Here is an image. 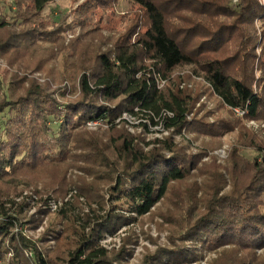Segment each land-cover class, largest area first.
I'll return each instance as SVG.
<instances>
[{
	"label": "trees",
	"instance_id": "trees-1",
	"mask_svg": "<svg viewBox=\"0 0 264 264\" xmlns=\"http://www.w3.org/2000/svg\"><path fill=\"white\" fill-rule=\"evenodd\" d=\"M4 1L0 0V57L16 53L21 56L22 50L28 52L27 48L34 44L63 45L60 34L58 37V33L51 30L41 42L33 39L31 28L3 35L7 29L29 23L55 0H12L14 7L11 2L6 6ZM192 1L201 4L200 0H132L138 11V22L134 24L136 30L121 36L106 51L96 53L93 67L79 74V91L75 98L59 100L32 81L21 88L24 90L21 95L15 97L13 93L8 99L0 101V114L6 113L0 124V180L19 175L20 170L33 169L42 160L62 164L70 157L73 165L80 170L86 169L96 179L99 177L107 182L109 192L105 201L109 205L106 215L95 214L87 218L85 226L91 224L90 231L87 234L79 231L75 246L59 261L50 258L33 241L14 235L15 217L6 211L5 201L0 198V259L7 252L4 242L13 250L5 264H112L107 250L99 243L105 233L113 234L118 227L149 214L167 195L172 183L189 177L194 156L181 155L178 143L170 136L156 138L150 142L151 148L144 150L124 129H115L116 121L121 120L123 114L141 113L152 125L161 123L164 130L172 129L176 134L187 130L214 134L233 129L227 124L230 121L222 118H217L215 123L206 121V115L188 119L194 96L177 85L158 88L160 75L166 78L175 70L186 67L199 70V75L209 85L207 89L231 114L236 115L232 108L238 107L244 111L241 118L245 121L264 118V40L260 42L261 53L258 56L254 27L255 19H264V7L259 6L256 0H239L229 27L218 29L215 31L217 34L213 33L210 38L213 43L220 41L222 35L225 38L233 28H238L239 20V26L246 32V42L243 43L248 48V54L246 58L241 46L236 49L241 70L233 72L235 68L231 67L227 56H216V51L205 42L202 45V41L196 44L188 41L187 35L192 26L173 25L172 21H184L182 13L186 10L190 13L201 9L205 14L210 12L207 7V10L201 8L203 4L199 8ZM3 5L11 15L3 12ZM89 6L92 3L86 5ZM77 17L81 23H87L86 15ZM86 32L84 30L75 36L69 46L75 51L80 49L89 38ZM238 33L244 34L241 31ZM132 34L134 38L130 40ZM239 38L242 41L241 35ZM93 42L90 39L89 45ZM209 52L212 57L208 59L204 55ZM9 62L13 63L11 59ZM256 72L260 73L258 81H255ZM20 78L23 77L13 73V84H22L18 81ZM9 88L11 90L12 85ZM60 96L64 98L66 95L62 91ZM165 111L171 112L172 116L164 115ZM92 121L112 126L107 142L84 131V124ZM258 149L264 148L259 146ZM234 154L239 156L236 152ZM240 158L244 163L235 157L230 169L235 171L243 167L242 171L247 173L244 181L236 184L234 177L231 188L226 192H223L224 185L220 183L215 190H207L205 195H208L211 204L206 206V211L192 217L190 226H182L178 236L182 243L230 245L245 255L233 261L255 264L258 259L255 251L264 248V201L258 200L264 196V158L262 162L255 158L253 162ZM192 198L194 195L188 200ZM101 199L97 202L103 207L104 200ZM196 202L197 198L194 199ZM61 237V231L51 227L42 239L57 241ZM26 247L31 253L29 258L24 257ZM125 253L123 245L114 261L121 262ZM178 254L171 259H178ZM168 255L170 253L165 250H159L148 254L143 264H156L157 260Z\"/></svg>",
	"mask_w": 264,
	"mask_h": 264
},
{
	"label": "rangeland",
	"instance_id": "rangeland-1",
	"mask_svg": "<svg viewBox=\"0 0 264 264\" xmlns=\"http://www.w3.org/2000/svg\"><path fill=\"white\" fill-rule=\"evenodd\" d=\"M10 2L14 7L12 0L4 1L6 6ZM200 2L203 6L192 1L199 8L201 6L204 10L208 8L209 13L205 14L202 9L195 13L186 10L182 13L184 21H172L173 25L192 26V31L187 35L188 41H192L193 44L202 41V45L205 42L216 51V56L228 57L231 67L235 68L232 69L233 72L236 69L241 70L238 60L240 57L237 58L236 49L241 46L247 58L248 48L243 43L246 42V32L239 26V20L236 25L238 28H233L225 38L223 37L225 35H222L220 41L214 43L210 39L217 34L215 31L218 29L229 27L239 0H200ZM256 2L264 7V0H256ZM91 3L92 6L86 7ZM3 12L12 14L4 5ZM80 14L87 16V23H81L77 17ZM136 14L138 11L132 0H55L29 23L24 25L21 23L18 27L14 26V29L3 31V35L7 36L11 32L31 28L34 32L33 39L41 42L51 30L58 33V37L60 34L63 45L34 44L27 48L28 52L22 50L21 56L16 53L5 58L0 57V101L8 99L13 93L15 97L21 95L24 93L21 88L28 86L32 81L43 86L59 100L75 98L79 91L77 79L80 72L93 67L98 51H106L121 36H127L128 32L132 33L136 30L134 25L138 22ZM254 27L255 52L259 56L260 42L264 40V19H255ZM84 30L87 31L85 34L89 38L80 49L75 51L69 43ZM239 31L244 34L238 33ZM133 38L134 34L131 35L130 40ZM90 39L94 42L89 45ZM204 56L208 59L212 57L211 52ZM9 59L13 63L9 62ZM13 73L23 77L18 79L22 84H13ZM256 76L255 81H258L260 73L256 72ZM160 77L158 88L165 89L177 85L178 88L186 89V92L194 96L191 112L187 115L188 119L206 115V121L215 123L217 118H222L230 121L227 124L233 129L214 134L208 131L188 130L176 134L172 129L164 130L159 125H152L141 113L125 114L121 120H117L115 129H124L144 147V150L151 148L150 142L156 138L170 136L175 143H178L181 155L194 156V161L189 177L172 183L167 195L152 208L149 214L137 218L129 225L118 227L113 234L105 233L99 243L107 250L112 264H143L148 254L159 250H165L170 255L157 260L156 264H237L233 260L241 259L245 255L230 245L220 246L221 243H209L204 246L201 242L194 244L189 241L182 243L178 235L182 226H190L192 217L206 211V206L211 204L208 195H205L207 190H215L220 183L224 185L223 192H226L231 188L230 183L234 177L236 184L244 181L247 173L242 171L243 167L235 171L230 169L235 157L243 163L240 157L248 162H253L254 158L262 162L264 149L260 150L258 147L264 148V118L260 121H245L241 116L231 114L219 102L217 96L207 89L209 85L199 75V70H192L189 67L179 68L165 76L166 78L161 75ZM10 85L13 87L11 90ZM17 87L20 89L15 90L14 88ZM62 91L66 95L64 98L60 96ZM5 116L6 113L0 114V124ZM51 125H54L53 122ZM111 127L99 122L96 124L87 122L82 128L85 132L92 133L107 142ZM147 142L150 144L146 145ZM51 162L42 160L33 169L20 170L19 175L0 180V198L5 201L6 211L15 217L12 227L14 235L33 241L38 248L45 250L50 258L59 261L73 249L79 231L85 234L90 231L91 224L85 226L87 218H92L95 214L106 215L109 205H106L105 201L109 192L107 182L98 179L99 177L96 179L94 174H89L86 169L80 170L73 165L70 157H67L62 164ZM62 177V181L59 182ZM191 195H194V198L190 201L188 198ZM101 198L104 200L103 207L97 202V200L102 201ZM196 198L197 202L194 203ZM258 200L264 201V196ZM51 227L61 231L62 237L59 240L42 239L43 234H46ZM123 245L126 253L121 257V262L114 261ZM3 246L7 248V252L3 257L5 259H0V264H5V260L8 261L13 253L6 242ZM178 252V259L174 257L171 259ZM30 256L31 253L26 247L24 257ZM255 257H258L255 264H264V248L256 250ZM247 264H251V261Z\"/></svg>",
	"mask_w": 264,
	"mask_h": 264
},
{
	"label": "built area",
	"instance_id": "built-area-1",
	"mask_svg": "<svg viewBox=\"0 0 264 264\" xmlns=\"http://www.w3.org/2000/svg\"><path fill=\"white\" fill-rule=\"evenodd\" d=\"M158 81H159V79H158ZM157 83H158V82H157ZM232 110L234 111V113H235L236 115L242 116V115L244 114V111L241 110V109L238 108V107H233ZM163 114H164V115H167V116H172V113L169 112V111H165V112H163ZM123 115H125V114H123ZM89 123H95V124H96V123H98V121H92V122H89ZM158 125L161 126V127L163 128V124L159 123ZM163 129H164V128H163Z\"/></svg>",
	"mask_w": 264,
	"mask_h": 264
}]
</instances>
